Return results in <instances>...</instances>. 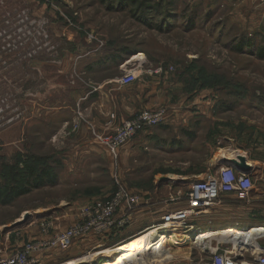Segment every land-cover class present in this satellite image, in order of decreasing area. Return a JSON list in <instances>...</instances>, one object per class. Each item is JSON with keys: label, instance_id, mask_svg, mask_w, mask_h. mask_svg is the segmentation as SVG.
<instances>
[{"label": "rangeland", "instance_id": "obj_1", "mask_svg": "<svg viewBox=\"0 0 264 264\" xmlns=\"http://www.w3.org/2000/svg\"><path fill=\"white\" fill-rule=\"evenodd\" d=\"M150 2L155 5L150 6V11L144 15V9L139 7L136 10L131 7L120 12L106 10L101 0H0V27L5 19L17 22L16 12L26 9L30 21L34 23L33 26L40 19L44 20L42 27L47 37L43 42L49 43L51 47L47 43H44V46L47 44L48 49L54 46L52 51L47 48L36 50L32 57L22 58L13 53L0 59V99L4 100H0V107L3 109L0 117L4 118L0 122V184H18L30 166L38 169L46 167L56 176L53 184L32 187L28 193L12 203L0 205V255L6 248L15 252L27 241L39 237L40 222L43 219H57V226L66 228L76 219H71V222L68 218L64 220L65 213L77 214L87 203L107 200L117 190V182L128 191L139 195L141 206L145 210L154 208L156 216L162 217L171 211L184 208L186 187L212 171L210 163L213 156L232 152L236 147H240L239 144L243 145V142L239 141L242 135L236 136V124L239 123L245 131H249L242 137V141L247 142L244 148H247L249 154L253 155L258 142H263L264 59L248 53L253 51L252 40L257 46L264 45V16L257 13L255 18L252 15L251 19L244 18L248 15L244 7H241L240 11H232V6L226 4L220 11L212 13L202 11L200 7L185 12L183 6L186 0H177L176 5L174 1L162 0L160 8L156 4L158 0ZM257 2L264 6V1ZM178 4L182 8L181 12L169 10L168 16L165 15L167 6L172 8ZM163 19L165 21H162ZM144 21L153 26L144 24ZM209 21L210 27L206 25ZM159 23L167 29L159 31L154 28ZM66 25L69 27L66 28ZM220 25V36L217 38L219 43L212 35ZM254 26L259 28L256 27L255 30ZM67 32L73 33L71 41L74 43L70 44L66 39ZM238 39L244 41V46L240 52H234L231 46L237 45ZM93 52L96 55L116 54V61L107 59L110 64L105 71L99 75L90 74L83 70L85 68H82V61L89 58V54ZM69 56L70 59L67 58ZM40 61L43 65L38 67L36 64ZM159 67L161 71H157ZM57 71L62 73L57 74ZM126 73L135 75V79L126 85L134 82L143 84L153 80V83L162 89L167 85L164 90L166 94L175 93V100L183 102L190 113H194L196 107L199 108L201 112L197 110L200 113H194L192 120L195 117H204L206 124L203 132L199 133L195 147L189 148V152H186V149L180 152L154 149L158 146L149 136L157 132L158 128L168 126L171 115L169 107L165 104L155 109H143L156 111L163 108L166 120L157 126L139 130L135 136L118 147L116 157L98 136L112 133L111 126L132 119L143 110L119 123L116 122L117 116L114 112L108 114L104 123L105 131L94 129L83 115L79 124H86L87 127L89 125L90 136L92 135L108 153V159L101 155L102 160H94L98 162L97 165L90 162L88 157L67 156L68 152L73 153V134L77 132L79 124L67 123L53 134L46 130L44 135L48 139L38 142L36 147H32V144L30 146V143L28 145L31 137L25 134L23 122L27 115L25 104L32 96L31 90H35L33 93L38 90L42 92L46 89L48 80L49 87L57 85L53 87L57 91L50 90L49 98L59 97L71 103L72 87H88L105 75L113 76L119 83V79ZM177 83L180 86L174 85ZM36 97L40 98V93ZM111 114H114L115 118L112 121ZM8 118H13V121L5 123ZM216 129H221L223 133H218L217 136ZM142 132L144 133L140 135ZM205 137H216L215 145L209 147L211 143L208 141L210 144L206 146ZM140 138L145 140H139ZM125 149L126 154L122 159L121 152ZM161 177L168 179L161 180ZM231 204V198L227 202L220 199L204 211L191 215L187 223L191 218L194 219L192 226L197 230H194V233L223 228L226 221H231L234 215L238 217L240 213L237 209H232ZM166 226L163 229L165 235L181 232V229L171 231ZM255 226L258 225L251 227ZM238 228L245 232L250 227ZM87 237L89 235L83 238ZM190 237L191 239L185 238L149 253L158 257L159 254L171 252L177 259L169 264L208 262L210 251L216 247L239 253L240 247L234 246L231 241L221 240L219 236L202 242V245L193 240L194 235ZM256 242L260 247H264V237L258 238ZM110 246L113 245L106 244L96 252H102ZM53 251H57L59 256L50 264H60L85 254L82 251L78 255H70L69 251L58 248ZM93 251L90 248L88 253ZM257 252L252 249L245 257L239 258L249 261ZM145 253L146 251L141 252V256L132 259L131 264H153L143 260ZM102 261L101 256L92 263L102 264ZM85 262L79 264H87Z\"/></svg>", "mask_w": 264, "mask_h": 264}, {"label": "crops", "instance_id": "obj_2", "mask_svg": "<svg viewBox=\"0 0 264 264\" xmlns=\"http://www.w3.org/2000/svg\"><path fill=\"white\" fill-rule=\"evenodd\" d=\"M101 1L103 2V4H105L106 10H109L107 8L106 0ZM173 1L176 5L177 0ZM179 4L176 7H169L170 10H173V12H181L182 8H180ZM225 4L232 6V11H240L241 7H244L248 12V15L246 14L244 18L248 17V19H251V15L255 18L257 16V13L258 15L264 16V9H262L264 8V6H261L257 2V0H186V4L183 6V10L185 12H189L193 11L194 7H200L202 11L214 13L216 11H220V9L224 7ZM110 11L120 12L118 10ZM123 11L127 10L124 9ZM186 21L187 18L185 19V22ZM236 22L241 24V22ZM208 24H211L210 21L206 24L210 27L211 25ZM249 25V27H251V22H249ZM213 26L214 24L212 25L211 29H213ZM68 27L69 26L66 25V28ZM221 27L222 25L217 26V29L214 30L215 32L213 33L215 34L212 35L213 39H217L220 36L219 30L221 29ZM256 27L259 28V26H254L253 29L256 30ZM66 31L67 30H65V32ZM72 38L73 33L67 32L66 39L70 44L74 43L73 41H71L73 40ZM216 42H219L218 39ZM237 43L244 44V41L238 39ZM251 44H253V51H249V53H247L257 57V55L255 54V47L257 45L254 40H252ZM68 52H65V54ZM68 54L70 55V53ZM89 55L90 57L82 61L83 63H81L83 64L82 68H85L83 70L89 72L90 74L99 75V73L105 71L107 65L110 64L109 62L106 61L105 63L104 61L106 60L104 57L106 53L103 55H96V53L93 52ZM67 58L70 59L71 56ZM37 63L39 64H36L38 67H41L43 65L42 61ZM61 73V71H57V74ZM150 79L152 78L150 77ZM46 85V89L42 90V92H39L38 90L41 96L40 98H37L38 96L36 97V95L39 94L38 92L33 93L35 90H31L32 96L30 99H27L25 104L27 115L23 122L25 129L24 131L25 134L27 133L31 137L30 140H28V145L30 143V146L32 144V147H36L38 142H43V140L48 139V137L46 138V135H44L46 133V130L48 133L50 132L53 134V132L55 133L61 130L67 123L73 125L79 124L80 118H82L83 115L88 119V122L90 123L89 125H91L94 129H96L97 131H105L104 123L107 121L108 114L110 113L114 112L116 114V122L119 123L125 119L131 118L139 110L155 109L165 104L169 107L171 115L169 116V120L167 123L168 126L164 128H158L156 130L157 132L149 136L152 137L153 142H155V144L158 146L154 147V149L158 151L170 150L176 152H180V150L186 149V152H189V148L195 147L194 144L200 137L199 133L203 132L204 126L206 124L204 117H195L192 120V116L194 113L199 114L201 112L199 108L196 107V109L193 110L194 113H190L188 111V108L183 105V102L175 100V93H172L170 95L166 94V92L164 91L167 87L166 84L164 89H162L161 86L153 83V80H148V82H145L143 84L134 82L129 85H120L118 83V80H115L113 76L105 75L103 78H101L100 81H97L94 84H89L88 87H84L81 85L72 87L71 92L73 95V99L71 103L66 102L64 99H60L59 97L55 98L54 96H52L54 98H49V96H51L49 95L50 90L55 89L53 87L57 85H52V87H49L48 80L45 86ZM174 85L180 86L179 83ZM55 90L57 91V89ZM197 110H199L200 112H198ZM238 124H236L235 128L236 136L242 135L241 137H239L241 139L239 141L241 143L243 142V145L239 144L242 148L236 147V149L232 152L221 154L219 153L220 155L215 154L210 163L212 171L200 178H205L208 175L216 173L219 168L226 167L227 165L223 161L224 159L234 160L238 163H242L250 167L249 174L253 178L254 185L249 193V201L246 203L237 201L234 199V195L229 193L222 194L220 197L221 199L226 200V202L231 198V208L237 209L236 211H240V213H238V217L234 215L230 219L231 221H226L222 227L235 226L236 228L241 227L246 229L258 224L264 226V140L263 142H258L256 151L253 153V155L249 154L247 148H244L247 142L242 141L243 135L245 133H249V131H245L244 127H241ZM89 125L87 127L86 124H79V126L77 127V132L73 134L74 140L71 146L73 153L71 154V152H68V154H66L67 156L79 155L80 157L84 158L88 157V159H91L90 162L97 165L98 162H94V160H102V158H100L101 155L104 157L106 156V158L108 159V153L101 145L97 143L96 140L93 139L92 135L90 136ZM177 129L179 130L176 131ZM143 133L144 132L140 133V135H142ZM215 133L218 136V133L220 135L223 132L221 131V129H216ZM142 139L145 140L144 138ZM142 139L140 138L139 140ZM204 141V144H206V146L211 143L209 147H212L211 145H215L216 143V137L215 139H210V137L207 139L205 137ZM125 152L126 149L121 152L122 159H124L123 157L126 154ZM166 179L168 178L161 177V180ZM196 179L198 178L196 177ZM254 179L256 182L254 181ZM153 210L154 208H152V210H145L141 206V208L137 209L132 214L129 222L126 225L118 229V231H115L114 234L110 236V238L101 242L102 247L106 244L115 245L122 240L131 237L133 233H138L148 227L157 225L159 222H161L162 217L156 216L155 211ZM69 213L70 214L65 213L66 215L63 217L64 220L68 218L67 220H70L69 222H71V219L75 218L76 213ZM154 217H156V219H154ZM193 220L194 219L191 218L190 223L192 225L194 223ZM62 227H64L63 223ZM35 238H38V236H36ZM99 243L100 242L98 241L97 237L89 236L87 238H83L82 240L80 239L75 241L68 248L69 250L67 249L65 252L69 251L70 255H78L82 251L85 252L92 247L94 248L95 246H98ZM13 252L14 250L6 248L4 249L3 254L0 255V257H7L13 254ZM58 256L59 254L57 253V251L52 250L50 251V253L47 252L42 256L41 264H50V262L57 260Z\"/></svg>", "mask_w": 264, "mask_h": 264}, {"label": "built area", "instance_id": "obj_3", "mask_svg": "<svg viewBox=\"0 0 264 264\" xmlns=\"http://www.w3.org/2000/svg\"><path fill=\"white\" fill-rule=\"evenodd\" d=\"M15 17L17 22L5 19L0 27V59L8 54L13 55V53H17L22 58L32 57L36 50L47 48L48 51H52L54 49V46L48 49L47 44L51 47L49 43L43 42V39L47 37L42 27L44 20L40 19L33 26L34 23L32 24L30 21L26 9L17 11ZM92 38L94 39V37ZM44 43H47L46 46ZM21 50L23 51L20 54L19 51ZM157 71H161V67ZM134 79L133 73H126L119 79V84L126 85ZM0 100L1 102L4 101L3 99ZM2 114L3 109L0 107V116ZM110 117L111 121L115 119L114 114H111ZM3 119L0 117V122ZM165 120L163 108L156 111L143 110L132 119L111 126L113 132L105 136H98V139L116 157L118 147L135 136L139 130L157 126ZM12 121L13 118H8L5 123ZM117 184V190L107 200L87 203L81 207L75 215V222L66 228H59L55 223L57 219L41 220V235L21 245L13 254L0 258V264H41L42 256L47 252L50 253L49 250L58 248L66 251L73 242L88 235L97 237L100 242L98 246L91 249H101V242L110 238L115 231L126 225L142 203L139 195L128 191L121 183L117 182ZM253 185L251 175L239 173L229 166L221 167L216 173L191 183L185 194L186 206L163 215L161 222L157 225L162 226L168 221H176L174 223L180 224L179 227L187 229L190 216L196 215V213L204 211L210 205L220 201L222 194H233L237 200L248 202ZM257 247L260 250L249 261H243L239 257H245V254L249 251L252 252L253 248H240L239 253H233L216 247L210 251L208 262L200 261L197 264H264V247L259 245ZM88 251L90 249L85 251L84 255ZM92 253H88V255ZM92 258L96 257L93 256Z\"/></svg>", "mask_w": 264, "mask_h": 264}, {"label": "bare ground", "instance_id": "obj_4", "mask_svg": "<svg viewBox=\"0 0 264 264\" xmlns=\"http://www.w3.org/2000/svg\"><path fill=\"white\" fill-rule=\"evenodd\" d=\"M174 222L176 221H168L162 226L154 225L148 227L143 231L106 248L102 252L98 253L96 252L97 250H94L92 254L88 255L87 253V255H82L80 258H72L69 261L60 264H79L85 261L87 264H93L92 262L94 261L95 263V260L97 261L101 256L103 257L102 264H131L130 261L141 256V252L144 251H146V253L143 255V260L146 263L153 262V264H169L177 259L171 252L167 254H159L158 257H154L149 252L156 251L166 245L178 243V241H183L185 238L191 239L190 236L192 235H194L193 240H196L200 245H202V242L205 243L206 240L219 236L221 240L231 241L234 246H238L242 249L243 246H251L255 251H259L260 248L257 247L256 241L258 238L264 237V226L259 224L258 226L248 228L245 232H242L238 227L226 226L223 228H211L194 233V230L196 229L193 228L191 224L187 229H184V227H179L180 224ZM164 226L171 231L181 229V232L165 235L163 233ZM93 256H95L96 259H93Z\"/></svg>", "mask_w": 264, "mask_h": 264}, {"label": "trees", "instance_id": "obj_5", "mask_svg": "<svg viewBox=\"0 0 264 264\" xmlns=\"http://www.w3.org/2000/svg\"><path fill=\"white\" fill-rule=\"evenodd\" d=\"M150 1L151 0H106V4L109 10H118V11L121 10L123 11L124 9L128 10V8L131 7L133 8L135 7L136 10L139 7L144 9V15H145V13L150 11L149 10L150 6L153 7L155 5V3H151ZM169 1H173V0H169ZM161 2L162 0H158V2L156 3L158 4L157 5L158 8L161 7L162 5ZM165 10L163 9V11H165V15L170 13L169 12L170 8L168 6L165 8ZM162 21H165V19H163ZM144 24H147L148 26L151 27L153 26L151 23H147L146 21H144ZM191 25H193V22ZM154 28L158 29L159 31L163 29H167V27H165L164 25L163 26L160 25V23L159 25L154 26ZM242 46H244V44L237 43V45L231 46V50L234 52H240ZM255 48H256L255 54L258 56V58L264 59V45L256 46ZM116 56H117L116 54L109 53L108 55L105 56L106 59L104 60L105 63L106 61L108 62V60L111 62L116 61ZM35 168L36 167H32V166L28 167L26 174L23 176V180L20 181L18 184H14L11 186L10 185L4 186L0 184V205H8L12 203L18 197L28 193L32 187L37 188L42 185L53 184L56 181V176L52 174L50 171H48L46 167H41L40 169L38 168L35 169ZM234 199L237 200L236 198Z\"/></svg>", "mask_w": 264, "mask_h": 264}, {"label": "water", "instance_id": "obj_6", "mask_svg": "<svg viewBox=\"0 0 264 264\" xmlns=\"http://www.w3.org/2000/svg\"><path fill=\"white\" fill-rule=\"evenodd\" d=\"M227 166L232 167L233 169L237 170L239 173L249 174L250 173V167L246 166L242 163H238L234 160H223ZM250 175V174H249Z\"/></svg>", "mask_w": 264, "mask_h": 264}]
</instances>
